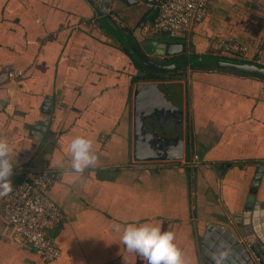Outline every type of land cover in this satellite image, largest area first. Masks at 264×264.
Here are the masks:
<instances>
[{
	"label": "crops",
	"instance_id": "obj_1",
	"mask_svg": "<svg viewBox=\"0 0 264 264\" xmlns=\"http://www.w3.org/2000/svg\"><path fill=\"white\" fill-rule=\"evenodd\" d=\"M91 1L0 0V138L12 149L13 188L27 169L48 167L46 194L62 212L46 229L61 253L46 261L7 237L0 198V264H147L114 227L145 222L175 233L186 264H212L202 251L206 226L235 224L257 167L254 195L264 210V76L182 59L178 78H148L153 73L103 20L135 45L136 27L182 45L151 56L161 64L200 54L264 66V0H205L204 18L184 38L142 30L158 0ZM228 39L243 52L224 51ZM9 68L20 75L10 79ZM169 80L182 85V155L137 160L135 88ZM78 135L98 156L82 175L70 171Z\"/></svg>",
	"mask_w": 264,
	"mask_h": 264
},
{
	"label": "water",
	"instance_id": "obj_2",
	"mask_svg": "<svg viewBox=\"0 0 264 264\" xmlns=\"http://www.w3.org/2000/svg\"><path fill=\"white\" fill-rule=\"evenodd\" d=\"M105 3L106 0H101L102 7L105 6ZM103 21L109 31L146 65V69L165 71L182 63L179 60L170 64H161L151 57L177 54L182 50L181 44L146 38L139 32V27H136L134 33L137 44L135 45L114 33L107 22ZM187 59L243 69L264 76V66L254 62L219 60L200 54L188 55ZM142 74L143 71H139V75L142 76ZM165 77L169 78L167 75ZM133 99L135 104V146L133 151L137 160L180 158L183 148L181 83L172 80L139 83L135 88ZM260 171L261 167H257V173L251 182L243 211L234 220L235 224L229 228L213 224L206 226L207 231L202 251L210 263L214 264L212 255L222 250L221 246L223 245L230 253L225 264H264V210L263 204L256 201L254 195ZM257 209L260 210V215H257Z\"/></svg>",
	"mask_w": 264,
	"mask_h": 264
},
{
	"label": "built area",
	"instance_id": "obj_3",
	"mask_svg": "<svg viewBox=\"0 0 264 264\" xmlns=\"http://www.w3.org/2000/svg\"><path fill=\"white\" fill-rule=\"evenodd\" d=\"M156 15L150 25H142L146 34L164 32L171 37L184 38L190 27L200 22L205 14V0H158ZM221 48L229 53L241 54L243 47L233 40H221ZM21 71L9 68L13 79ZM53 181L50 168L27 169L20 182L1 203L3 222L9 228L7 237L18 245H28L44 260L60 256L59 245L49 238L46 229L62 218V212L46 194Z\"/></svg>",
	"mask_w": 264,
	"mask_h": 264
},
{
	"label": "clouds",
	"instance_id": "obj_4",
	"mask_svg": "<svg viewBox=\"0 0 264 264\" xmlns=\"http://www.w3.org/2000/svg\"><path fill=\"white\" fill-rule=\"evenodd\" d=\"M71 154L70 171L83 174L93 167L98 156L93 150V142L82 135L75 136L69 145ZM12 149L4 138H0V198L7 197L13 191V162L10 159ZM261 212L257 209V215ZM116 231H121V242L131 253H136L146 259L147 264H186L180 248L175 243V233L166 230L163 225L149 222L129 223L125 226L115 225ZM222 250L212 255L214 264H225L229 251Z\"/></svg>",
	"mask_w": 264,
	"mask_h": 264
},
{
	"label": "trees",
	"instance_id": "obj_5",
	"mask_svg": "<svg viewBox=\"0 0 264 264\" xmlns=\"http://www.w3.org/2000/svg\"><path fill=\"white\" fill-rule=\"evenodd\" d=\"M225 60H228V61H230V59H227V58H224ZM190 62H192V63H197V64H203V65H206V66H210V67H217V68H221V69H227V68H225V67H222V66H218V65H214V64H211V63H208V62H205V61H199V60H194V61H191L190 60ZM182 66V65H181ZM181 66H177V67H175V68H173V69H171V70H165V71H157V70H153V69H147L148 71H150V72H152L153 73V76L152 75H150V74H148L146 77H148V78H152V79H154V78H162V77H165V76H163V74H165V73H168L169 71H170V73H173V72H175V71H177V70H179L180 68H181ZM252 73H254V72H252ZM171 75V74H170ZM169 75V76H170ZM168 76V77H169ZM259 76H261V74H259ZM141 78V77H140ZM143 78H145V77H143Z\"/></svg>",
	"mask_w": 264,
	"mask_h": 264
},
{
	"label": "rangeland",
	"instance_id": "obj_6",
	"mask_svg": "<svg viewBox=\"0 0 264 264\" xmlns=\"http://www.w3.org/2000/svg\"><path fill=\"white\" fill-rule=\"evenodd\" d=\"M132 54H134V53H132ZM182 59H183V60H187V58L185 59L184 56H181V55H180V58L178 59V61H179V60L182 61ZM191 61H194V60H191ZM137 62H139V64L142 66V68H144V69L147 68L146 65L143 64V63L141 62L140 59H139V61L137 60ZM170 74H171V73L168 72V73H165V74H163V75H167V76H169ZM179 74H180V72H178V73H177V72H173L172 75H170L169 77H170L171 79H176V78H178ZM170 78H168V79H170ZM176 81H178V80H176ZM184 104H185V102H184Z\"/></svg>",
	"mask_w": 264,
	"mask_h": 264
}]
</instances>
